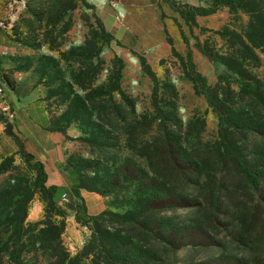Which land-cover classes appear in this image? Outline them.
<instances>
[{
	"label": "rangeland",
	"instance_id": "obj_1",
	"mask_svg": "<svg viewBox=\"0 0 264 264\" xmlns=\"http://www.w3.org/2000/svg\"><path fill=\"white\" fill-rule=\"evenodd\" d=\"M126 1L86 0L89 6H85L74 0H0V21L8 22L11 16L15 24L12 30H4L0 26V84L5 85V96L13 115L12 118L4 116L6 122H0V195L6 193L10 181L18 177L25 167L18 153L20 138L9 135L6 130L8 123L12 124V133L14 125L21 126L16 118L25 110L15 108L11 90L3 82L4 76L12 83L14 95H28L31 89L39 87L41 101H44L50 120L55 121L65 114L73 100L66 91L74 90L80 97H86L91 89L109 85L119 69L118 57L123 63L121 88L127 99L115 93L116 105L106 100L90 104L92 110L96 109L93 119L109 131V134L102 132L101 135L109 138L98 140L97 131L85 129L81 121L67 126V139L62 135L68 142L65 161L79 165L85 162L89 166L83 173L85 183L106 193H94L102 197L106 205L104 211L93 215H101L97 230L123 235L126 243L154 255L153 264L237 263L251 255L264 257L263 245L235 236V232L254 231L248 225L241 227L240 220L247 217L243 211L256 204L255 197L251 198L247 185L230 166L223 170L213 163L208 164L213 156L204 155L205 145L219 143V120L205 97L196 94L186 75L187 48L182 37L183 32L189 40L196 69L211 87L217 86L216 98L233 108L249 110L261 123L264 122L263 106L250 97L242 96L236 85L220 82L219 76L225 67L221 63L210 62L195 46L199 40L216 54L231 53L220 33L224 29L241 32L248 23V17L240 15V20H237L227 8H221L214 15L197 17L196 25L188 26L173 10L172 3L206 6L204 1L142 0L152 2L144 6L129 5ZM34 11L39 14L38 19L33 16ZM88 40L98 44L96 52L99 56L92 57L90 61L72 56V50ZM171 44L177 55L172 53ZM254 53L259 62L251 61L249 71L260 79L264 89V55L260 50ZM43 57L56 59L60 72L52 71L42 77L38 68ZM142 59L148 62L157 77V98L153 95L154 83L143 71ZM91 64L92 72L89 71ZM72 75L76 77L75 81ZM60 90H64L65 95H56ZM135 115L138 120L134 119ZM144 115L148 117L146 123L141 118ZM149 121L155 122L150 125ZM137 122L143 126L139 127ZM189 124L193 127L188 128ZM166 126L181 138L183 147L197 161H202L206 172L204 179L205 176L212 179L213 169L216 180L204 182L197 176L189 186L184 182L177 183L173 185L177 195L182 193L184 196L168 200L170 204L166 205L162 215L148 213L140 218L128 204L137 183L124 182L111 190L103 188L99 179L109 174V170L114 172L110 168L114 161L134 156V152L143 154L153 138L162 141L166 137ZM94 129L98 130L97 127ZM235 139L246 152H258L264 147L256 145L253 137L246 141L245 134L237 133ZM135 156L143 167L146 166L140 156ZM51 177L55 184L71 188L67 177L61 180H58V175ZM48 185H51L49 181ZM217 189L220 201L213 204L207 197L209 190ZM193 199H198L201 206L192 203ZM35 200L41 201L40 196L37 195ZM48 212L45 221L57 224L60 229L65 222L63 241L70 254L75 256L91 236L92 227H84L76 221V211L68 206L66 198L57 202L52 215ZM237 219L239 227H236ZM186 232L189 238L181 239ZM155 233L165 234L166 244L156 240ZM84 262L87 264V260ZM5 263L6 260L0 261V264Z\"/></svg>",
	"mask_w": 264,
	"mask_h": 264
},
{
	"label": "trees",
	"instance_id": "obj_2",
	"mask_svg": "<svg viewBox=\"0 0 264 264\" xmlns=\"http://www.w3.org/2000/svg\"><path fill=\"white\" fill-rule=\"evenodd\" d=\"M76 1L89 6L86 0H74V2ZM200 1H204L206 6L175 5V3H171L173 10L179 13L188 26L196 25L197 17L214 15L221 8H227L229 13L237 20H240V15L248 17V23L241 29V32L224 29L220 33L223 41L231 49V53L216 54L201 44L199 40L196 41L195 46L210 62L221 63L225 67L224 73L219 76L220 82L236 85L242 96L254 99L264 109L263 84L257 76L249 71L251 61L259 62V58L254 51L260 50L264 55V0ZM126 2L129 5L136 4L139 6L152 3L151 1L143 2L142 0H128ZM32 14L38 19L39 14L37 11L32 12ZM2 22L7 23L3 20L0 21V23ZM14 26L15 24L11 28L3 29L12 30L15 28ZM182 37L187 48L185 58L186 75L193 83L196 94L205 97L208 106L212 108L219 120V143L204 146V155L213 156L212 162L207 163L220 166L223 170L226 166H230L232 171L240 176L247 185L251 198L255 197L254 203L256 204L252 208L243 211L244 214L247 213V217L240 220L241 227L248 225L249 229L251 226L254 231L235 232V236L253 240L264 246V147L258 152H246L245 148L235 139V134H245L246 141L249 142V139L253 137L257 141L256 145L259 147L264 146V122L259 123V120H255L249 110L233 108L216 98L215 90L217 86L211 87L206 78L196 69L189 40L183 32ZM94 49L95 53H93ZM96 49H98V44H92L88 40L83 46L73 49L71 54L90 61L92 57L99 56ZM171 49L172 53L177 55L173 46ZM141 61L143 71L155 85L153 95L154 98H157V77L148 62L145 59ZM116 62H118L117 67L119 69L110 79L107 87L91 89L86 97H80L74 90L66 91L67 96H73L69 108L60 119L50 120V125L54 128L52 129L49 125L46 130L61 133L67 139L69 137L66 131L67 126L69 127L81 121L85 129L92 128L93 131H97L98 140H107L109 137L103 138L101 133L109 134V131H106L100 122L93 119L96 109L92 110L90 104L91 102L95 103L97 100H106L116 105L113 96L115 93H120L124 99H127L121 88L123 63L118 57H116ZM58 69L59 64L56 59L43 57L38 72L42 77H45L50 75L52 71H59ZM93 70L91 64L89 71L92 72ZM72 78L75 81L76 77L74 75H72ZM3 79L8 89L13 91L14 87L10 80L5 76ZM0 86L4 87L5 85L1 83ZM57 94L63 95L64 90L56 92ZM141 118L146 123L148 117L144 115ZM134 119H137L136 115ZM2 121L6 122L3 113L0 112V122ZM154 122L149 121L148 124L152 125ZM137 124L139 127L143 126L142 123L137 122ZM94 127H97L98 130H95ZM191 127L193 126L189 124L188 128ZM166 129V137L162 141L153 138L147 143V149L143 154L134 152L133 155L140 156L146 166L143 167L142 162L136 160V156H124L114 161L110 166L111 170L114 171L113 173L109 170V174L106 173L107 175L104 178L99 179L103 188L111 190L124 182L137 183L135 194L128 204L131 205L140 218L148 215V213L162 215L166 211V205L170 204L168 200H173L175 197L179 199L178 196H184L182 193L177 195L173 185L184 182L189 186L197 176V179L201 177L200 180L204 182L216 180L213 169L211 170L212 179L209 176H205L204 179L206 172L201 165L202 161H197L183 147L181 138L172 128L166 126ZM97 143L99 142L97 141ZM17 146L25 167L18 177L10 181L6 193L0 195V261L6 260L5 264H85V260H87V264H153L152 258L154 255H149L126 243L127 240L123 235L97 230L101 215L97 217L88 215L81 191L85 189L88 192L100 195L106 193L85 183L83 173L89 167L85 162L79 165L68 160V162L65 161L62 164L66 177L71 183V188L66 187L68 206L76 211V221L78 223L84 227H92L91 236L86 240L83 249L72 256L63 241L65 222L62 223L63 229H60L57 224L44 219L47 210L52 215L56 209L57 202H55L54 197L58 187L48 185L49 176L44 162L27 150L25 142L20 140ZM140 146L143 145L140 144ZM128 147L132 149L129 144ZM255 149L257 148L255 147ZM205 186L209 189L208 183ZM218 194V189L209 190V195L206 197L211 203L217 204L220 201V195ZM37 195L40 196L44 205V213L42 220L31 223L28 222V215L32 202ZM192 203L201 206L198 199H193ZM213 215H215V212ZM238 221L239 219H237L236 227H239ZM154 238L166 244L165 234L155 233ZM186 238H189L188 232L181 236L183 240ZM195 240L198 239L195 238ZM168 242L171 243V240L168 239ZM241 261L237 263L221 261L220 264H264V257L251 255Z\"/></svg>",
	"mask_w": 264,
	"mask_h": 264
},
{
	"label": "crops",
	"instance_id": "obj_3",
	"mask_svg": "<svg viewBox=\"0 0 264 264\" xmlns=\"http://www.w3.org/2000/svg\"><path fill=\"white\" fill-rule=\"evenodd\" d=\"M24 82L26 81L24 80ZM39 95V87L31 89L28 95L20 96L14 95L11 90L10 96L15 108L25 111L23 115H19V118H16L19 119L21 126L16 127L13 124L14 133L9 135L20 138L21 141L25 142L27 150L44 162L49 176L48 181L51 185L59 188L62 185H57L51 181V175H58V180H61V178L66 179V172L62 164L67 157L68 142H66L62 134L46 130L50 125V118L44 101H41L42 97ZM81 196L84 199L88 215H97L106 209L104 200L99 195L82 191ZM43 212L44 205L42 201L34 200L28 215V222H38L42 219Z\"/></svg>",
	"mask_w": 264,
	"mask_h": 264
},
{
	"label": "built area",
	"instance_id": "obj_4",
	"mask_svg": "<svg viewBox=\"0 0 264 264\" xmlns=\"http://www.w3.org/2000/svg\"><path fill=\"white\" fill-rule=\"evenodd\" d=\"M18 3V5H25V4H21L23 2H15ZM14 17L9 16V20L7 23H0V26H2L3 28H11L14 25ZM0 112L3 113V115L6 118H12L13 115L11 113V108H10V103L7 101L6 96H5V89L4 87L0 86Z\"/></svg>",
	"mask_w": 264,
	"mask_h": 264
},
{
	"label": "water",
	"instance_id": "obj_5",
	"mask_svg": "<svg viewBox=\"0 0 264 264\" xmlns=\"http://www.w3.org/2000/svg\"><path fill=\"white\" fill-rule=\"evenodd\" d=\"M6 130H7L8 134L12 133V124L11 123H8L6 125ZM66 197H67L66 188L61 187V188H58V190L55 194L54 200L59 203V202H61V200H65Z\"/></svg>",
	"mask_w": 264,
	"mask_h": 264
}]
</instances>
